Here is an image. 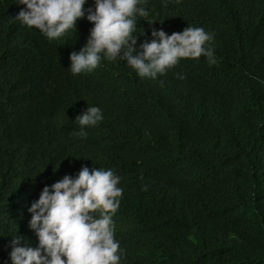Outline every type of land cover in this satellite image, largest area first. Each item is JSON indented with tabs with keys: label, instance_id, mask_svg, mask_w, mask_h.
Masks as SVG:
<instances>
[{
	"label": "trees",
	"instance_id": "obj_1",
	"mask_svg": "<svg viewBox=\"0 0 264 264\" xmlns=\"http://www.w3.org/2000/svg\"><path fill=\"white\" fill-rule=\"evenodd\" d=\"M141 6L139 37L201 26L214 33L217 62L182 58L152 79L103 59L74 77L70 54L93 27L87 12L49 40L15 19L25 5L0 0V264L6 241L31 229L44 186L83 166L122 178L121 264H264V0ZM89 105L104 119L76 135Z\"/></svg>",
	"mask_w": 264,
	"mask_h": 264
},
{
	"label": "clouds",
	"instance_id": "obj_2",
	"mask_svg": "<svg viewBox=\"0 0 264 264\" xmlns=\"http://www.w3.org/2000/svg\"><path fill=\"white\" fill-rule=\"evenodd\" d=\"M16 2L26 7L15 19L37 28L49 40L77 29V21L87 12L93 27L86 45L70 54L69 73L74 77L95 70L103 59L124 61L140 77L152 79L165 74L182 58L184 63L203 55L209 63L217 62L211 44L214 33L201 26L189 24L171 34L153 28L150 41L139 37L144 31L137 32V18L148 15L142 0H95V7L87 9L88 0ZM176 76L186 78L183 73ZM103 119V110L89 105L78 112L75 121L80 130L75 134H86ZM121 179L112 168L83 166L75 176L66 174L50 186L46 184L29 208L31 229L6 241L5 263L121 264L125 250L115 238L113 219L124 191Z\"/></svg>",
	"mask_w": 264,
	"mask_h": 264
},
{
	"label": "bare ground",
	"instance_id": "obj_3",
	"mask_svg": "<svg viewBox=\"0 0 264 264\" xmlns=\"http://www.w3.org/2000/svg\"><path fill=\"white\" fill-rule=\"evenodd\" d=\"M231 117V116H230Z\"/></svg>",
	"mask_w": 264,
	"mask_h": 264
}]
</instances>
